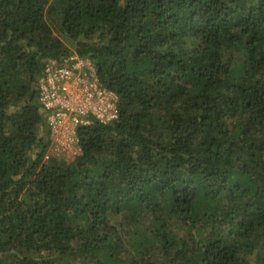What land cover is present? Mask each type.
Segmentation results:
<instances>
[{"label": "trees", "instance_id": "obj_1", "mask_svg": "<svg viewBox=\"0 0 264 264\" xmlns=\"http://www.w3.org/2000/svg\"><path fill=\"white\" fill-rule=\"evenodd\" d=\"M74 55L118 117L66 163L37 82ZM0 264H264V0H0Z\"/></svg>", "mask_w": 264, "mask_h": 264}, {"label": "built area", "instance_id": "obj_2", "mask_svg": "<svg viewBox=\"0 0 264 264\" xmlns=\"http://www.w3.org/2000/svg\"><path fill=\"white\" fill-rule=\"evenodd\" d=\"M38 101L49 131L48 153L71 159L80 154L77 130L118 117L117 95L98 84L92 63L71 56L61 66L47 65L37 82Z\"/></svg>", "mask_w": 264, "mask_h": 264}, {"label": "rangeland", "instance_id": "obj_3", "mask_svg": "<svg viewBox=\"0 0 264 264\" xmlns=\"http://www.w3.org/2000/svg\"><path fill=\"white\" fill-rule=\"evenodd\" d=\"M48 22H49V24H51V27L53 28L54 33H55L56 35H58V31H57V28H56V27H57L56 20H55L54 18L51 17V18H48ZM48 155H49L50 157H53V156L50 155L49 153H48ZM53 158H55V157H53ZM55 159L68 163V162L73 161V160L75 159V157H73V158H71V159H67V160L62 159V158H55Z\"/></svg>", "mask_w": 264, "mask_h": 264}]
</instances>
